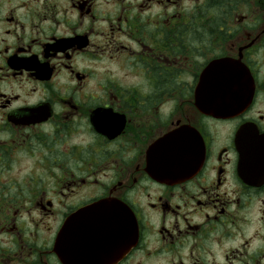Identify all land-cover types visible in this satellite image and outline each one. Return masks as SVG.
Returning a JSON list of instances; mask_svg holds the SVG:
<instances>
[{
    "label": "flooded vegetation",
    "instance_id": "flooded-vegetation-1",
    "mask_svg": "<svg viewBox=\"0 0 264 264\" xmlns=\"http://www.w3.org/2000/svg\"><path fill=\"white\" fill-rule=\"evenodd\" d=\"M0 264H264V0H0Z\"/></svg>",
    "mask_w": 264,
    "mask_h": 264
},
{
    "label": "water",
    "instance_id": "water-1",
    "mask_svg": "<svg viewBox=\"0 0 264 264\" xmlns=\"http://www.w3.org/2000/svg\"><path fill=\"white\" fill-rule=\"evenodd\" d=\"M233 73L226 70L222 64V59L212 61L210 65L201 73L200 82L195 91L196 105L202 111L215 117H222V112L227 111L222 105V86L225 85L226 93L229 84L232 83ZM235 87V86H234ZM235 93L232 95L234 96ZM227 96H229L227 94ZM231 96V95H230ZM227 106L237 107L238 104L228 101ZM159 177H171L169 173L160 170ZM80 223L78 224V226ZM58 244V239H57Z\"/></svg>",
    "mask_w": 264,
    "mask_h": 264
}]
</instances>
